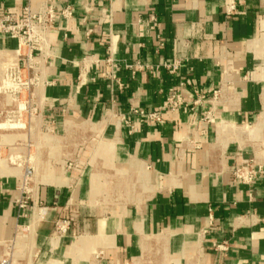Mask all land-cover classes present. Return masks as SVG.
<instances>
[{
	"label": "crops",
	"instance_id": "obj_1",
	"mask_svg": "<svg viewBox=\"0 0 264 264\" xmlns=\"http://www.w3.org/2000/svg\"><path fill=\"white\" fill-rule=\"evenodd\" d=\"M234 1L0 0L56 12L40 120L0 125V260L264 264V0ZM15 47L0 38V81Z\"/></svg>",
	"mask_w": 264,
	"mask_h": 264
},
{
	"label": "built area",
	"instance_id": "obj_2",
	"mask_svg": "<svg viewBox=\"0 0 264 264\" xmlns=\"http://www.w3.org/2000/svg\"><path fill=\"white\" fill-rule=\"evenodd\" d=\"M235 8V1L229 0L226 10L232 12ZM55 13L51 5L43 3L36 7L24 6L21 16L6 10L0 17V38L4 36L16 40V47L13 50L16 61L5 71L6 74L0 86L1 89H11L9 91L15 101H18V95L24 93L28 100H34V104H36L39 95L37 84L40 75L39 56L37 57L36 53L40 52L45 45L46 30L53 22ZM62 13L70 14L66 8L62 10ZM173 97L175 96L171 95L168 98V103L175 106L179 100L178 97L173 100ZM147 115L149 118L159 119L157 112H149ZM30 172L27 169L23 178H27ZM256 173L257 170L251 162H242L232 170V177L242 183H251ZM63 227V221L57 222L56 232L62 231ZM216 248L224 249V244H218ZM0 264H9V259H1Z\"/></svg>",
	"mask_w": 264,
	"mask_h": 264
},
{
	"label": "rangeland",
	"instance_id": "obj_3",
	"mask_svg": "<svg viewBox=\"0 0 264 264\" xmlns=\"http://www.w3.org/2000/svg\"><path fill=\"white\" fill-rule=\"evenodd\" d=\"M5 74H6V72L4 73V75L0 81L1 82L0 85L3 83V78L5 77ZM1 88L2 87L0 86V90H1L0 93L3 92V93L11 95V92H10L11 89H9V88L1 89ZM9 98L12 99L11 100L12 106L11 105L4 106L5 104H8V103L2 102L3 106L0 109V124L3 123V124H1L2 126H7V125L13 126V127L16 126V127H18V130H17V132H18V131H20V129H26L28 126H31L32 124H34V122H33L34 119L36 120V123L38 120H40V118L37 117L38 116L37 114L39 113V111H38V107L36 106V104H34L35 103L34 100H28L26 98V96L24 95V93H21V95H18V101H15L13 99L12 95ZM20 104H21V106H20ZM14 118L18 120V121H16V123H14V121H15ZM12 123L15 125H12ZM30 137H31V133L26 132L25 140L29 141ZM31 177L32 176H31V172H30V174L27 178L22 179L21 185L24 187H26V186L28 187V185L31 184V182H32Z\"/></svg>",
	"mask_w": 264,
	"mask_h": 264
},
{
	"label": "bare ground",
	"instance_id": "obj_4",
	"mask_svg": "<svg viewBox=\"0 0 264 264\" xmlns=\"http://www.w3.org/2000/svg\"><path fill=\"white\" fill-rule=\"evenodd\" d=\"M14 100H15V99H14ZM20 106H21V104H20ZM14 123H16V121H14ZM0 125H1V124H0ZM10 125H11V124H10ZM12 125H15V124L12 123ZM16 125H17V124H16Z\"/></svg>",
	"mask_w": 264,
	"mask_h": 264
}]
</instances>
